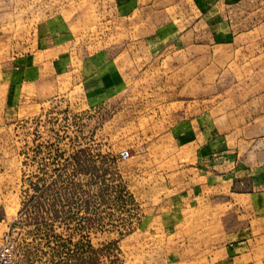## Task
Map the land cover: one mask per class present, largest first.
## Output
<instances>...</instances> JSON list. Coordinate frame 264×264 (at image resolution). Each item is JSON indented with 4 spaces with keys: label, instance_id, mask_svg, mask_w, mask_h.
<instances>
[{
    "label": "rangeland",
    "instance_id": "obj_1",
    "mask_svg": "<svg viewBox=\"0 0 264 264\" xmlns=\"http://www.w3.org/2000/svg\"><path fill=\"white\" fill-rule=\"evenodd\" d=\"M236 7L0 0V245L14 264H222L198 232L239 237L178 197L212 107L226 122L264 93V38L243 25L260 18Z\"/></svg>",
    "mask_w": 264,
    "mask_h": 264
},
{
    "label": "crops",
    "instance_id": "obj_2",
    "mask_svg": "<svg viewBox=\"0 0 264 264\" xmlns=\"http://www.w3.org/2000/svg\"><path fill=\"white\" fill-rule=\"evenodd\" d=\"M233 3L238 5L236 10L248 14L246 18L258 14L257 22L246 20L243 25L258 30L259 38H264V0H233ZM232 39V44H236L240 38ZM242 41L247 44L252 38L244 37ZM23 96L26 98L25 94ZM239 109H243L241 115L235 107L234 117L227 116L225 122L212 107L211 143L195 151L197 165L192 177L195 182L186 188L185 195L180 194L178 200L180 211L183 207L188 210L187 205L191 204L196 211L195 222L205 225L209 221L218 222L221 212L225 237H239L217 246V242L213 244V230L208 233L201 228L198 234L195 233L200 238L199 249L221 248L226 255L222 264H259V258L264 254V93ZM220 119L226 123V131H221L223 135L215 130V126L220 130ZM222 138L227 140L225 146L219 142ZM232 220L238 222L234 227L230 225ZM239 220H242L241 225ZM194 249L191 246L185 248L190 252Z\"/></svg>",
    "mask_w": 264,
    "mask_h": 264
},
{
    "label": "built area",
    "instance_id": "obj_3",
    "mask_svg": "<svg viewBox=\"0 0 264 264\" xmlns=\"http://www.w3.org/2000/svg\"><path fill=\"white\" fill-rule=\"evenodd\" d=\"M121 156L127 158L129 156L128 150L121 151ZM16 259L14 244L7 242L0 245V264H14Z\"/></svg>",
    "mask_w": 264,
    "mask_h": 264
}]
</instances>
